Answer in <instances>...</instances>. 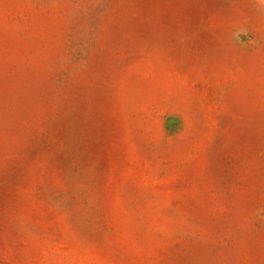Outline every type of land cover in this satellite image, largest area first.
I'll list each match as a JSON object with an SVG mask.
<instances>
[{"label":"rangeland","instance_id":"obj_1","mask_svg":"<svg viewBox=\"0 0 264 264\" xmlns=\"http://www.w3.org/2000/svg\"><path fill=\"white\" fill-rule=\"evenodd\" d=\"M0 264H264V0H0Z\"/></svg>","mask_w":264,"mask_h":264}]
</instances>
